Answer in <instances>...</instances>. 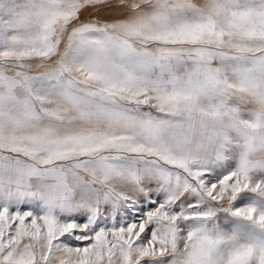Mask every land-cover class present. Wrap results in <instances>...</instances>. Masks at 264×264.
<instances>
[{
  "label": "snow or ice",
  "instance_id": "snow-or-ice-1",
  "mask_svg": "<svg viewBox=\"0 0 264 264\" xmlns=\"http://www.w3.org/2000/svg\"><path fill=\"white\" fill-rule=\"evenodd\" d=\"M264 0H0V264H264Z\"/></svg>",
  "mask_w": 264,
  "mask_h": 264
},
{
  "label": "clouds",
  "instance_id": "clouds-1",
  "mask_svg": "<svg viewBox=\"0 0 264 264\" xmlns=\"http://www.w3.org/2000/svg\"><path fill=\"white\" fill-rule=\"evenodd\" d=\"M256 135L258 137L260 135H264V130H262L259 134ZM249 158L253 162H259L264 164V143H262L259 138L253 141V151L250 153Z\"/></svg>",
  "mask_w": 264,
  "mask_h": 264
}]
</instances>
